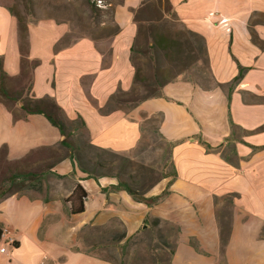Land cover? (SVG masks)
<instances>
[{
    "label": "crops",
    "instance_id": "0c3cea01",
    "mask_svg": "<svg viewBox=\"0 0 264 264\" xmlns=\"http://www.w3.org/2000/svg\"><path fill=\"white\" fill-rule=\"evenodd\" d=\"M168 1L181 28L203 40L210 81L180 75L164 86L162 97L129 111L102 112L114 93L133 84L134 13L142 0L115 5L119 30L107 39L73 38L70 25L52 17L28 22V56L36 63L31 95L51 98L68 120L81 121L92 145L126 157L144 134V117L160 115L164 142L180 141L171 149L176 179L170 194L148 209L123 190L102 191L116 179H89L69 159L52 160L40 191L0 201V229L12 230L17 241L10 252H0V264H120L121 246L148 215L179 229L171 264H264V0ZM0 59L8 76L18 75L17 20L2 4ZM230 122L236 126L233 141L226 140ZM61 139L43 116L14 122L0 104V147L6 145L7 160L57 147ZM168 181L147 196L160 194ZM76 185L87 194L79 214L71 210ZM224 197L231 199L230 234L222 251L218 216ZM118 230L125 233L120 242Z\"/></svg>",
    "mask_w": 264,
    "mask_h": 264
},
{
    "label": "trees",
    "instance_id": "16d2710c",
    "mask_svg": "<svg viewBox=\"0 0 264 264\" xmlns=\"http://www.w3.org/2000/svg\"><path fill=\"white\" fill-rule=\"evenodd\" d=\"M99 1L102 2V7H98L91 0H86L90 18L98 31L97 33L91 31L94 34L90 37L95 40L110 38L118 32L119 28L113 20V13L115 5L123 0ZM8 10L17 20L20 69L17 76L10 77L3 70L0 59V104L6 107L14 122L22 120L28 115L43 116L60 132L62 139L57 147H40L15 161L7 160L8 149L6 145L1 146L0 201L23 190L40 191L43 180L53 168L51 164L69 159L74 168H77L86 178L98 180L102 177H109L116 179L117 185L111 186L109 189H102L104 193L110 190H123L133 201L144 204L148 209L162 202L170 194L169 187L176 179V172L171 162V149L180 141L164 142V137L159 130L161 116L144 117L141 130L142 132H151L163 142L162 149L167 151V160L171 169L168 173L161 175V180L169 179V181L160 194L147 196L149 190L159 181L145 190L137 187V185H141L140 180L133 181V176L128 171L133 164L131 156L126 157L92 145L81 121L68 120L62 109L51 98L36 99L31 95L32 75L36 63L30 61L28 56L27 27L29 21L18 15L13 8L8 7ZM164 16L166 18H163ZM134 21L137 25V35L132 48L133 84L128 91L114 93L102 112L129 111L145 100L160 98L163 96L164 86L174 82L180 75L186 74L185 80L197 81L195 79L200 76L195 70L192 71L195 65L199 66L200 71L203 69L202 80L210 81L206 69L203 40L189 30L173 32L167 27L165 28L166 23L173 26L177 24L168 0H142L140 8L134 13ZM71 35L73 36V33ZM160 61L169 64L167 67H163L160 65ZM230 126L231 134L226 140L233 141L235 140L236 126L232 122H230ZM81 135L86 138L83 143H80L78 138ZM143 137L144 134L135 151L140 149ZM194 138L206 150L212 149L200 136ZM141 172L140 176L143 179L149 171ZM124 173L128 175V180L122 178ZM74 174L75 172L72 171L69 176H74ZM55 176L59 179L65 178V176L56 174ZM86 197L87 194L83 188L76 185L71 194L73 214L84 211ZM223 200L226 202L224 208L231 205L229 197H224ZM221 216H218V229L220 246L223 251L230 234V222L229 218L226 219L225 212ZM178 233L179 229L172 223L148 215L138 233L127 239L121 246L120 264H171ZM116 236L115 241L120 242L125 233L118 230ZM193 246L199 251L196 245Z\"/></svg>",
    "mask_w": 264,
    "mask_h": 264
},
{
    "label": "rangeland",
    "instance_id": "374dc122",
    "mask_svg": "<svg viewBox=\"0 0 264 264\" xmlns=\"http://www.w3.org/2000/svg\"><path fill=\"white\" fill-rule=\"evenodd\" d=\"M97 5L99 0H91ZM107 2L110 0H102ZM0 4L7 7L13 8L18 15L23 16L28 21H36L46 17H52L59 21H65L70 25L71 33H73V38L79 36H93L97 33V28L93 20L90 18V12L86 3V0H0ZM168 18V17H167ZM175 32L183 30L181 26L177 23L175 26L165 24V28ZM93 31L94 33H92ZM75 36V37H74ZM169 63L165 61H160V65L167 67ZM145 70H147L146 65H144ZM195 72L198 73L202 79V70H199V66L195 65ZM57 135L61 138L60 132L56 129ZM82 134V132H81ZM212 134L211 131L207 133V136ZM80 143H83L86 138L84 136L78 137ZM211 138V135L209 136ZM163 142L158 140L155 135L151 132H144V137L142 139L140 149L135 151L132 158V167L129 168V172L133 176L134 180H140L142 190L149 188L156 182L161 181V175L168 173L171 169L170 163L167 160V151L162 149ZM91 155V154H90ZM148 170V175L145 178H141V171ZM123 179L128 180V175L126 173L122 176ZM228 208H224L225 215H227ZM3 230H0V233ZM10 252L11 248H7Z\"/></svg>",
    "mask_w": 264,
    "mask_h": 264
},
{
    "label": "built area",
    "instance_id": "2783aa9c",
    "mask_svg": "<svg viewBox=\"0 0 264 264\" xmlns=\"http://www.w3.org/2000/svg\"><path fill=\"white\" fill-rule=\"evenodd\" d=\"M97 6L102 7V2L97 1ZM16 238L12 230L5 229V235H0V252H6L7 248L14 247L16 244Z\"/></svg>",
    "mask_w": 264,
    "mask_h": 264
},
{
    "label": "bare ground",
    "instance_id": "6f19581e",
    "mask_svg": "<svg viewBox=\"0 0 264 264\" xmlns=\"http://www.w3.org/2000/svg\"><path fill=\"white\" fill-rule=\"evenodd\" d=\"M0 235H5V230H3V231L0 233Z\"/></svg>",
    "mask_w": 264,
    "mask_h": 264
}]
</instances>
